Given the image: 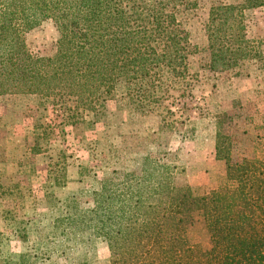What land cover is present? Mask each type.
I'll use <instances>...</instances> for the list:
<instances>
[{
	"label": "trees",
	"instance_id": "obj_1",
	"mask_svg": "<svg viewBox=\"0 0 264 264\" xmlns=\"http://www.w3.org/2000/svg\"><path fill=\"white\" fill-rule=\"evenodd\" d=\"M263 6L264 0L212 3L204 69L224 73L264 58V42L251 38L246 25L247 11ZM45 21L59 35L49 56L34 54L27 42ZM198 52L162 0H0V96L53 99L73 122L95 117L121 83L132 98L161 103L158 92L187 79L189 57ZM44 128L36 125L28 138L33 155L45 150ZM216 139L226 178L209 193L177 185V167L150 157L140 176L102 183L82 225L106 241L111 264H264V159L234 160L222 122ZM196 223H203L209 249L192 243Z\"/></svg>",
	"mask_w": 264,
	"mask_h": 264
},
{
	"label": "rangeland",
	"instance_id": "obj_2",
	"mask_svg": "<svg viewBox=\"0 0 264 264\" xmlns=\"http://www.w3.org/2000/svg\"><path fill=\"white\" fill-rule=\"evenodd\" d=\"M162 1L199 52L189 57L187 79L158 92L161 103L132 98L121 83L95 117L83 114L73 122L68 108L53 99L0 96V264H111L106 241L84 229L81 214L94 207L103 182L140 176L146 157L175 165L177 185L197 195L225 181V163L216 159L217 127L222 122L228 134L229 119L245 115L239 96L264 87V58L214 73L204 69L210 55L202 50L212 3L244 0ZM246 25L251 38L264 42V6L247 11ZM58 36L54 23L45 21L27 42L34 54L49 56ZM36 125L45 127L40 155L31 153L28 141ZM246 147V157L233 147L235 160L264 159V136H253ZM190 238L209 249L203 223L190 228Z\"/></svg>",
	"mask_w": 264,
	"mask_h": 264
},
{
	"label": "crops",
	"instance_id": "obj_3",
	"mask_svg": "<svg viewBox=\"0 0 264 264\" xmlns=\"http://www.w3.org/2000/svg\"><path fill=\"white\" fill-rule=\"evenodd\" d=\"M260 50L264 56V46ZM256 88L258 89H250L240 94L241 105L238 108L242 112L245 111V115L236 118L233 114L235 117L232 116L228 123L227 135L232 138L234 147L242 151L240 156L243 157L247 156V153L245 155V148L247 149V143H250L251 138L264 136V112L262 110L264 107V87L256 86ZM243 116H247V119L243 120ZM232 158L235 160V152Z\"/></svg>",
	"mask_w": 264,
	"mask_h": 264
}]
</instances>
